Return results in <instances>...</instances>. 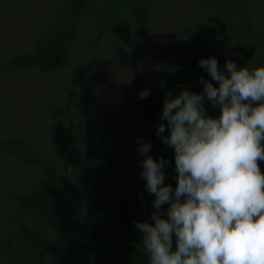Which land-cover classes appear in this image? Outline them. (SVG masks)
<instances>
[{"label": "trees", "instance_id": "trees-1", "mask_svg": "<svg viewBox=\"0 0 264 264\" xmlns=\"http://www.w3.org/2000/svg\"><path fill=\"white\" fill-rule=\"evenodd\" d=\"M194 1L168 60L115 104L100 107L92 71L72 66L76 45L86 34L97 55L130 54L139 64L162 0H46L50 14L32 27L30 45L0 58V77L65 73L42 127L0 135V151L17 167L5 190L0 264H149L134 227L153 211L138 194L145 190L138 140L171 161L165 182L174 187L173 149L156 134L166 91H201V77L210 79L202 57L215 56L220 68L229 59L264 63V0ZM145 88L150 95L140 98ZM204 106L219 114L218 105Z\"/></svg>", "mask_w": 264, "mask_h": 264}, {"label": "clouds", "instance_id": "clouds-1", "mask_svg": "<svg viewBox=\"0 0 264 264\" xmlns=\"http://www.w3.org/2000/svg\"><path fill=\"white\" fill-rule=\"evenodd\" d=\"M198 64L210 79L201 77L199 92L166 91L156 124L173 149L174 187L165 182L171 161L138 140L153 211L134 227L149 264H264V63L229 59L220 68L209 55ZM205 100L219 106L218 115L208 114Z\"/></svg>", "mask_w": 264, "mask_h": 264}, {"label": "rangeland", "instance_id": "rangeland-1", "mask_svg": "<svg viewBox=\"0 0 264 264\" xmlns=\"http://www.w3.org/2000/svg\"><path fill=\"white\" fill-rule=\"evenodd\" d=\"M162 3L166 7L160 8L155 16L151 32L142 46L139 64L132 62L130 54L118 57L106 53L97 55L87 46L86 34L81 35L72 66H84L92 71L101 99L100 107L118 102L126 89L131 93L144 86L168 60V47L174 40L176 29L184 25L191 11L198 6L194 0H162ZM49 6L46 0H0V58L30 45L32 27L50 14ZM64 74L49 75L29 70L19 76H1L0 135L33 125L42 127L55 109L53 94L60 87ZM14 172L17 167L0 151V226L5 190ZM138 194L143 201L152 204L153 197L146 189Z\"/></svg>", "mask_w": 264, "mask_h": 264}]
</instances>
